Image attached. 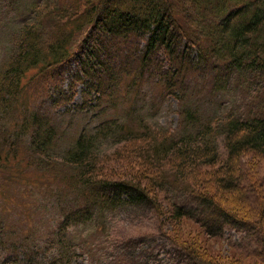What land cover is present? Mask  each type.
Masks as SVG:
<instances>
[{
	"label": "trees",
	"instance_id": "1",
	"mask_svg": "<svg viewBox=\"0 0 264 264\" xmlns=\"http://www.w3.org/2000/svg\"><path fill=\"white\" fill-rule=\"evenodd\" d=\"M62 2L64 8L54 10V15L60 16V32H55L54 40H41L37 30L40 22L24 24L16 44V56L0 80L1 123L8 101L32 71L44 74L54 69V85H59L55 71L76 62L88 81L83 94L86 103H90L85 109L86 116L90 117L92 109L102 116L95 126H84L64 153L58 150L60 128L54 126L53 131L47 115L38 112L31 116L32 162L28 158L24 166L49 164L46 158L54 156V163L73 170L81 193L89 195L84 197L87 201L84 205L61 203L65 231L57 238L58 258L50 259L48 264H73L72 253L76 247L86 245L75 243L80 238L78 229L91 223L98 231L103 223L101 217L108 212L126 204L147 208L143 213L153 209L156 203L163 210V204H158V196L153 192L155 184L166 192L164 179L168 170L161 173L160 167L151 165L153 159L169 158L177 164H173L177 169L176 178L168 188L172 194V208L168 212L175 219L193 218L212 234L222 232L228 223L238 228L244 225L254 228L256 222L241 213L238 196L242 194L237 193L243 190L236 183L243 175V156L248 151H264V91L253 88L257 83L264 87V0H72L70 6L65 0ZM95 34L102 37L95 39ZM120 54L126 66L119 65L116 69ZM130 59L138 62L135 68L127 64ZM147 73L164 85L160 100L170 96L180 102L179 121L171 130L147 127V120H156L160 109L150 104L148 110H141L135 103L134 97ZM199 73H204L202 89H190L191 76ZM237 90L247 91L250 97L248 101L244 98L243 108H229L226 96ZM216 94L220 97L214 98ZM126 96L132 99L128 116L134 112L139 116L135 127L113 114L116 111L113 101ZM220 98L225 108L221 104L215 110L205 108L208 103L217 105ZM196 100L202 102L196 103ZM181 136L186 142L193 139L199 142L180 146ZM220 137L228 150L224 162H220L218 154ZM127 143H132L134 156L147 162L150 183L114 175L110 178L117 180H97L103 175L100 148L117 144L125 148ZM11 147L6 143L0 146V165L17 158ZM128 159L132 157L129 155ZM218 162L223 165L216 169ZM203 165H213L215 171L201 175ZM185 167H189L192 174L185 172ZM191 175L203 188L179 191L185 183L191 185L188 180L192 181ZM135 178L141 176L135 174ZM254 186L255 190H260L256 183ZM216 219L218 221L213 223ZM2 232L3 227H0V248L6 244ZM168 239L187 264H221L202 259L196 251ZM7 242L9 246L10 241ZM12 243L16 254L19 245ZM138 243L132 239L131 245ZM114 262L120 264L121 260L115 256Z\"/></svg>",
	"mask_w": 264,
	"mask_h": 264
},
{
	"label": "rangeland",
	"instance_id": "2",
	"mask_svg": "<svg viewBox=\"0 0 264 264\" xmlns=\"http://www.w3.org/2000/svg\"><path fill=\"white\" fill-rule=\"evenodd\" d=\"M65 2L70 6L72 0ZM56 7L64 8L62 0H0V80L9 62L16 56V44L24 24L40 22L37 30L41 40H54L55 32H60L58 25L60 16L54 15ZM98 37L102 36L93 35L95 39ZM88 42L90 43V40ZM160 57L163 58V55ZM193 57L196 60V52ZM123 58L124 56L120 54L115 64L116 69L119 65L126 66ZM127 64L135 68L138 62L130 59ZM163 66L167 67L165 63ZM148 75L149 73L146 74L137 97H134L135 103L141 110H148L150 104L159 107L156 120L148 119L147 127L156 130L164 127L171 130L179 121L180 102L170 96L160 100L165 90L164 85L160 80H153ZM203 75L204 73H199L191 76L193 83L190 89H202ZM55 78L60 81L59 85H54V69H48L44 74L37 70L32 71L24 78V85L8 101V108L1 117L0 146L5 143L11 144V150L15 151L17 158H12L6 165H0V227H3L2 233L6 237V244L0 248V264H48L50 259L58 258L60 245L57 238L62 237L65 231L64 221L61 219L63 216L61 203L64 205L74 202L81 205L87 203L84 197L89 195L81 193L73 170L54 163V156L46 158L49 164L37 166L32 163L24 166L28 158L32 162L30 137L33 127L29 122L33 121L31 116L34 113L47 115L53 131L54 126L60 128L61 140L58 143V150L61 153L67 151L69 144L84 126L93 127L102 118L93 113L96 109H92L90 117L86 116L85 109L90 103H86L83 94L88 81L82 76L76 62L56 70ZM253 88L264 91V87L259 83ZM201 95L204 96V93L201 92ZM218 97L220 96L214 95V98ZM249 97L250 93L243 90L229 93L226 96L227 106L243 108L245 100L248 101ZM113 103L116 106L113 114L135 127L138 114L135 112L130 116L127 114L131 109L129 106L132 99L128 96L120 97ZM219 104L222 108L226 107L220 98L217 105L208 103L205 108L215 110ZM26 121L28 123L25 125ZM222 138L220 137L218 142L220 162H224L228 155ZM136 142L142 144L141 141ZM198 142V139L186 142L182 136L179 138L180 146L197 145ZM132 143H127L125 148L122 144L105 145L100 148L99 164L103 168V175L97 177V180H117L110 178L114 175L139 180L143 184L150 183L148 176L151 174L147 172V162L132 154L134 150ZM52 152L54 154V142ZM55 155L61 159L59 153L56 152ZM129 155L132 160L128 159ZM152 162V166L160 167L161 173L168 170L164 179L166 192L157 184L154 185L153 192L158 196V204H163V210L156 203L153 209L143 213L147 208L126 204L123 208L101 217L103 223L98 231L91 223L83 224L78 229L80 238L75 243L86 245L84 248L76 247L77 250L72 253L73 264H117L114 262L115 256L121 260L120 264H187L186 259L169 244L168 238L184 248L196 251L202 259L214 263L264 264V151L258 153L248 151L243 156L241 161L243 175L236 183L243 190L237 193L242 194L238 196L242 206L241 213L257 225L254 228L252 225L238 228L228 223L222 232L213 234L193 218L185 216L175 219L172 213L168 212L169 208L170 210L172 208V200L170 201L172 194L168 192V188L176 178L174 174L177 169L173 164H177L169 158L160 161L153 159ZM222 165L223 163L218 162L215 168ZM184 170L192 174L189 167H185ZM212 170L215 171L213 165H203L200 173L206 176V172ZM135 174L141 178H135ZM191 178L192 181L188 180L192 186L184 182L186 185L179 191L203 188V185H197L193 175ZM254 183L260 190H255ZM216 221L218 220L212 222ZM132 239L139 243L131 245ZM7 241H10L9 246H6ZM12 242L19 245L16 254L12 251Z\"/></svg>",
	"mask_w": 264,
	"mask_h": 264
},
{
	"label": "bare ground",
	"instance_id": "3",
	"mask_svg": "<svg viewBox=\"0 0 264 264\" xmlns=\"http://www.w3.org/2000/svg\"><path fill=\"white\" fill-rule=\"evenodd\" d=\"M63 64V63H62Z\"/></svg>",
	"mask_w": 264,
	"mask_h": 264
}]
</instances>
